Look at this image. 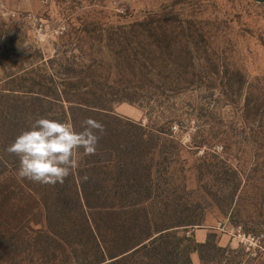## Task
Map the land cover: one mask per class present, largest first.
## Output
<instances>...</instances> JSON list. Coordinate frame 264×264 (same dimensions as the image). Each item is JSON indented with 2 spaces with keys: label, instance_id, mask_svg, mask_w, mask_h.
Returning <instances> with one entry per match:
<instances>
[{
  "label": "trees",
  "instance_id": "trees-1",
  "mask_svg": "<svg viewBox=\"0 0 264 264\" xmlns=\"http://www.w3.org/2000/svg\"><path fill=\"white\" fill-rule=\"evenodd\" d=\"M176 19L152 15L106 28L85 23L80 32L105 43L114 55L113 62L102 63L106 71L96 62L79 65L66 57L54 68L59 60L50 59L39 79L31 71L19 87L0 90V264H194V253L201 264L243 263L244 252L221 246L217 232L204 243L188 236L199 224L185 214L180 186L159 161L167 148L164 129L150 131L111 107L122 102L150 106L158 79L146 69L169 61L181 70L194 66L190 43H200L203 35L191 21L182 26ZM112 76L121 88L112 87ZM159 77L165 83V76ZM39 118L70 123L78 132L87 118L105 126L97 153L83 156L81 150L78 167L63 184L18 178L19 157L5 151ZM177 146L178 152L182 147ZM240 183L231 191L227 211ZM233 225L264 233V218L258 232L249 230L248 222Z\"/></svg>",
  "mask_w": 264,
  "mask_h": 264
},
{
  "label": "rangeland",
  "instance_id": "rangeland-1",
  "mask_svg": "<svg viewBox=\"0 0 264 264\" xmlns=\"http://www.w3.org/2000/svg\"><path fill=\"white\" fill-rule=\"evenodd\" d=\"M164 14L176 16V25L191 21L203 35L200 43H190L194 66L181 70L169 61L146 69L158 79L150 106L122 102L111 107L150 131L166 132L167 148L159 161H165L166 176L180 186L181 204L188 209L185 214L199 224L188 236L196 239L199 230L217 232L220 240L229 237L227 247L243 251L216 228L221 223L248 222L247 228L258 232L256 225L264 218V4L251 0H0V90L8 93L13 86L19 87L31 71L39 79L50 59L59 60L54 68L66 57L79 65L96 62L106 71L102 63L113 62L114 55L105 43L91 41L80 32L85 23L106 28ZM64 25L68 34L52 36ZM46 71L60 81L52 68ZM97 73L103 72L98 69ZM159 75L165 76V83ZM111 79L112 87H122L115 77ZM177 143L182 147L178 152L173 150L179 148ZM239 179L227 211L225 205ZM243 254L242 264H264Z\"/></svg>",
  "mask_w": 264,
  "mask_h": 264
},
{
  "label": "clouds",
  "instance_id": "clouds-1",
  "mask_svg": "<svg viewBox=\"0 0 264 264\" xmlns=\"http://www.w3.org/2000/svg\"><path fill=\"white\" fill-rule=\"evenodd\" d=\"M104 132V124L92 118L82 122L79 132L70 123L39 118L5 151L19 157L18 178L54 186L63 184L78 167L81 150L83 156L97 153L98 142ZM88 179V175L82 177L83 182Z\"/></svg>",
  "mask_w": 264,
  "mask_h": 264
},
{
  "label": "built area",
  "instance_id": "built-area-1",
  "mask_svg": "<svg viewBox=\"0 0 264 264\" xmlns=\"http://www.w3.org/2000/svg\"><path fill=\"white\" fill-rule=\"evenodd\" d=\"M48 3V0H43ZM14 14L13 16H15ZM30 18H32L30 16ZM42 28V25H41ZM68 28L64 25L52 33V36L60 38L67 32ZM216 230L222 234L231 236L236 241L243 252L252 260H259L264 263V233H247L242 225L219 224Z\"/></svg>",
  "mask_w": 264,
  "mask_h": 264
},
{
  "label": "crops",
  "instance_id": "crops-1",
  "mask_svg": "<svg viewBox=\"0 0 264 264\" xmlns=\"http://www.w3.org/2000/svg\"><path fill=\"white\" fill-rule=\"evenodd\" d=\"M134 111H136V110H134ZM209 233H210L209 230L196 231L195 232L196 241L199 242V243H204L207 240V237H208ZM229 244H230L229 237L228 236H222L221 240H220V245L223 246V247H227ZM192 256H193L192 257L193 263L196 264L195 262H197L198 264H200V262H199L200 259H199L198 254H196V255L192 254Z\"/></svg>",
  "mask_w": 264,
  "mask_h": 264
},
{
  "label": "water",
  "instance_id": "water-1",
  "mask_svg": "<svg viewBox=\"0 0 264 264\" xmlns=\"http://www.w3.org/2000/svg\"><path fill=\"white\" fill-rule=\"evenodd\" d=\"M251 1H254V2L259 3V4H264V0H251Z\"/></svg>",
  "mask_w": 264,
  "mask_h": 264
}]
</instances>
